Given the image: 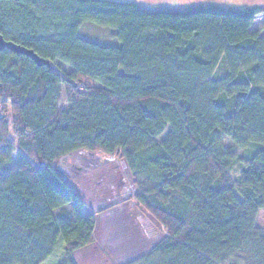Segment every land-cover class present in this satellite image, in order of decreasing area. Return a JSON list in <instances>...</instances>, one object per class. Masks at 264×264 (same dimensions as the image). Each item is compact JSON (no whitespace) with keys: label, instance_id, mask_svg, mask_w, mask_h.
Segmentation results:
<instances>
[{"label":"trees","instance_id":"16d2710c","mask_svg":"<svg viewBox=\"0 0 264 264\" xmlns=\"http://www.w3.org/2000/svg\"><path fill=\"white\" fill-rule=\"evenodd\" d=\"M85 23L116 42L80 37ZM0 34L48 62L0 51V264L59 245L57 264H77L94 241L59 168L78 151L122 159L165 233L125 264H264V6L0 0Z\"/></svg>","mask_w":264,"mask_h":264},{"label":"rangeland","instance_id":"374dc122","mask_svg":"<svg viewBox=\"0 0 264 264\" xmlns=\"http://www.w3.org/2000/svg\"><path fill=\"white\" fill-rule=\"evenodd\" d=\"M136 3L150 12L156 10L184 11L198 5H216L239 9L241 6L262 7L264 0H109ZM176 3V7H172ZM79 36L99 43L112 45L113 32L93 23H85ZM224 147H233L223 141ZM236 153H240L237 149ZM20 156L14 152L12 163ZM59 168L68 178L87 207L96 215L94 241L73 254L77 264H125L143 257L165 235L162 227L132 199L136 192L130 171L122 159L78 151L59 160ZM235 169L231 174L236 177ZM264 222V213H261ZM59 249L43 264H57L63 250Z\"/></svg>","mask_w":264,"mask_h":264},{"label":"water","instance_id":"95a60500","mask_svg":"<svg viewBox=\"0 0 264 264\" xmlns=\"http://www.w3.org/2000/svg\"><path fill=\"white\" fill-rule=\"evenodd\" d=\"M9 50L15 54H22L24 56H29L34 63L39 65H48V62L42 59L40 56L36 55L32 50L26 49L19 45H14L11 41L5 40L3 36L0 34V51Z\"/></svg>","mask_w":264,"mask_h":264},{"label":"flooded vegetation","instance_id":"af4514ba","mask_svg":"<svg viewBox=\"0 0 264 264\" xmlns=\"http://www.w3.org/2000/svg\"><path fill=\"white\" fill-rule=\"evenodd\" d=\"M172 7H176V3H173Z\"/></svg>","mask_w":264,"mask_h":264}]
</instances>
